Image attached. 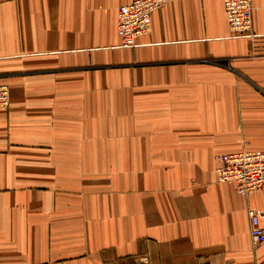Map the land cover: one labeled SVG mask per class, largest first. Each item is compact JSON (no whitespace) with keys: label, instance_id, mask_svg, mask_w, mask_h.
I'll use <instances>...</instances> for the list:
<instances>
[{"label":"crops","instance_id":"obj_1","mask_svg":"<svg viewBox=\"0 0 264 264\" xmlns=\"http://www.w3.org/2000/svg\"><path fill=\"white\" fill-rule=\"evenodd\" d=\"M131 0H0V264H264L218 155L264 151V0H167L120 47ZM264 227V218L260 219Z\"/></svg>","mask_w":264,"mask_h":264},{"label":"built area","instance_id":"obj_2","mask_svg":"<svg viewBox=\"0 0 264 264\" xmlns=\"http://www.w3.org/2000/svg\"><path fill=\"white\" fill-rule=\"evenodd\" d=\"M167 0H131L117 9L116 31L119 46L133 48L137 39L151 29V14L162 7ZM225 15L230 29V37L250 38L252 31L251 0H223ZM242 17L241 20L239 18ZM10 88L0 84V108L8 109ZM219 165L215 169L217 182L230 183L235 191L248 194L264 187V151L242 149L217 156ZM249 234L254 244L264 241V227L260 219L264 210L248 208Z\"/></svg>","mask_w":264,"mask_h":264},{"label":"bare ground","instance_id":"obj_3","mask_svg":"<svg viewBox=\"0 0 264 264\" xmlns=\"http://www.w3.org/2000/svg\"><path fill=\"white\" fill-rule=\"evenodd\" d=\"M241 19H242V17L239 18V20H241Z\"/></svg>","mask_w":264,"mask_h":264}]
</instances>
